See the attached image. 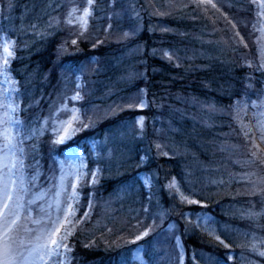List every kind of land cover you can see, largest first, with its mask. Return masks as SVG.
<instances>
[{
    "label": "trees",
    "instance_id": "1",
    "mask_svg": "<svg viewBox=\"0 0 264 264\" xmlns=\"http://www.w3.org/2000/svg\"><path fill=\"white\" fill-rule=\"evenodd\" d=\"M171 1L173 7L159 18L151 17L141 0H94L87 32L72 40L71 28L63 21L62 0H0V31L14 40L8 70L18 83L20 123L15 142L23 152L25 169L32 179L42 181L44 176L45 181L52 172L51 156L55 151L61 154L69 144L82 148L90 168L101 167L94 186L99 206L92 209L86 225L82 223L70 236L69 264L135 263L130 259L129 237L152 218L156 197L163 199L165 223L177 225L186 251L183 264H221L229 251H233L229 264H264L260 255L264 252V155L248 148L230 107L242 95L253 108L260 106L264 92V68L251 30L254 5L250 0H226L224 7L237 26H231L235 35L231 39L220 35L228 32L229 23L213 16L210 9L201 14L188 0ZM107 8L111 9L108 17ZM134 9L136 18L128 20ZM132 21L137 30L120 36L121 27L129 28ZM166 49L171 57L165 55ZM92 55L97 62L87 73L83 66ZM77 72L84 79V111L92 104L101 108L114 103L142 87L147 105L139 110L123 107L96 118L93 125L57 144L49 133V112L61 89L74 87ZM127 72L132 74L129 82L124 78ZM137 112L145 115L144 137L153 134L160 119L166 121L167 149L173 156L160 157L159 166L151 161L138 164L132 157L116 161L122 144L116 136L103 137L113 132L109 125ZM93 137L104 143L95 156L86 142ZM130 146L144 152L138 138L131 139ZM142 169L156 173L154 187L160 188L154 194L145 192L134 176ZM171 176L214 214L228 246L187 224L183 211L204 207L168 195L163 185ZM157 232L159 228L140 239L150 264L156 260L152 249ZM166 240L160 237L158 246ZM167 242L157 259L160 264H166L167 252L176 250ZM195 249L208 257L199 262L192 259Z\"/></svg>",
    "mask_w": 264,
    "mask_h": 264
},
{
    "label": "rangeland",
    "instance_id": "2",
    "mask_svg": "<svg viewBox=\"0 0 264 264\" xmlns=\"http://www.w3.org/2000/svg\"><path fill=\"white\" fill-rule=\"evenodd\" d=\"M141 1L143 5L146 4L144 8L151 14V17L153 15L158 17L157 15H159V18H161L162 13L168 11L167 8L173 7L174 4L171 0ZM250 1L255 8V19L252 23L253 29L251 30L255 32L257 51L264 68V0ZM188 2L195 6L198 13L202 14L210 9L213 16L223 19L225 23H229L228 32L224 33L223 30L220 35L223 36L224 34L228 38L235 39L233 31H231V26L232 24L234 27L237 26L233 22L234 19H231L232 14H229L224 7L227 4L226 0H188ZM62 3L63 21L68 28H71L69 34L73 40L75 35L87 32L93 13L94 0H92L91 4H89V0H62ZM141 7L143 9V6ZM85 9L90 12V15L86 18V25L80 20ZM109 9L107 8V17L111 14V9ZM118 14L123 17L122 11ZM136 15L137 11L135 9L132 10L128 20H134ZM151 21L154 25L155 20L151 18ZM158 22L161 23L159 25L163 28V22ZM130 23L132 24L127 29L121 27L120 36H127L132 34L135 29L137 30L135 21ZM108 26H110L109 21L106 23V27ZM6 44L13 53L10 57H7L3 50ZM13 46V38H9L6 33L0 31V176H4L10 183L14 181V184H11L13 199L9 202L8 211L11 213L8 217L9 222L18 216L17 224L10 233L12 254L16 257V264H69L72 257V246L69 241L70 236L82 223L86 225L85 222L88 221L92 209L97 205L99 206L94 186L100 177L101 167L97 165L90 168L86 153L82 148L77 144H69L62 149L61 154L55 151L51 156L52 172L45 181L44 176L41 177L42 181H38V179H32V176L29 175V172L24 167L23 152L15 142L20 117L18 115L19 102L15 98L18 83L8 70V66L14 56ZM164 53L170 57L172 56L171 51H168V49ZM6 59L7 63H5ZM96 62V56H90L83 66L85 71L90 73L95 68L92 65ZM131 77L132 74L127 72L124 76L125 81L129 82ZM72 82L74 83V87L67 91V86H64L56 99V103L49 112L48 118L52 122L49 133L53 142H56L64 135L68 121H73V133L63 143L70 140L80 128L84 129L93 125L96 118L107 117L108 115L106 114L117 113L123 107L139 110L145 108L147 105L146 90L142 87L138 90H132L129 94L120 98V100L114 101V103L101 108L98 104H92L84 111V107L81 106L84 87V79L81 73L77 72L73 76ZM259 97L260 106L253 108L246 95H242L236 97L230 107L232 117H234V120L239 126L248 148L254 153H262L264 155V139H262L264 137V92ZM156 120L159 121L158 118ZM162 120L160 119V122L157 123L153 134L147 137H144L143 132L145 115L141 112H137L126 121H116L117 123L115 125H109L108 128L113 132L110 134L109 132L105 133L103 137L107 139L116 136L118 142L122 144L120 153H118V157L115 160L123 163L129 157H132L133 160L138 161V164L151 161L159 166L157 160L160 157H172L173 155L167 149L169 141L168 132L164 126L166 121ZM5 130H7V140L4 136ZM133 138H138V142L139 140L142 142L144 152L140 148L131 149L130 144ZM86 142L89 144V148L93 154L92 156H95L99 152V148L104 145L103 141L97 137L90 138ZM5 144H8L7 148L4 147ZM149 153H152L154 158L150 157ZM5 165L7 166L5 167ZM153 172H147L142 169L134 173L138 183L149 194H154L160 188L159 185L154 187L157 176ZM163 189L168 191V195L175 194L184 204L202 205L204 208H188L183 211V217L187 220V224L189 226H196L200 231L205 232L225 246H228L221 237V231L216 222L217 218L211 211L205 208L203 201L198 200L191 191L186 190L181 185L176 176L167 178ZM146 196L148 197V195ZM156 199L157 209L152 215V218L146 221L147 225L141 230L139 229L137 234L133 233V236L129 237L130 259L134 260L136 264H150L144 256V243L140 242V239L145 236V233L148 234L150 231L159 228V232H157V236L153 242L152 254L156 259L153 264L161 263L157 259L159 258L160 252L164 253L167 249V240L171 241L176 250L167 252L166 264H183L186 251L178 235L177 225L174 221L165 223L166 209L163 208V199L159 197H156ZM2 204L3 200L0 198V208H2ZM69 205L72 206L75 212V215L71 218L72 225L69 227L71 234L67 235L66 239L61 241L60 248L54 249L53 253L49 254L48 248H54V246L48 244V240L46 239V226L50 218L55 219L57 216L63 218L64 211L67 210ZM85 213H87V216H85ZM223 231L225 232L224 229ZM0 232H2V228H0ZM137 237H140V239H137ZM160 237L167 240L160 244L159 247L158 241ZM118 240L122 242L120 237H118ZM45 244H48V248L40 247ZM65 245L70 250H66ZM196 253L199 254L198 257ZM232 256L233 251H229L228 259L222 262V264H229L228 262ZM207 257L208 255L204 254L201 249H195L191 253V258L198 262Z\"/></svg>",
    "mask_w": 264,
    "mask_h": 264
},
{
    "label": "snow or ice",
    "instance_id": "3",
    "mask_svg": "<svg viewBox=\"0 0 264 264\" xmlns=\"http://www.w3.org/2000/svg\"><path fill=\"white\" fill-rule=\"evenodd\" d=\"M91 3L92 0H89V4ZM89 15L90 12L85 9L83 16L80 17V20L83 21L85 25L87 23L86 18ZM73 43H75V41H73ZM3 50L7 57L13 55V53L9 50V46L7 44L4 46ZM5 63H7V59L5 60ZM72 123L73 121L67 122V127L64 130V135L56 141L57 143H63L64 140L68 139L72 135ZM4 136L7 140V130H5ZM262 139H264V137H262ZM4 147L7 148L8 144H5ZM6 166L7 165H5V167ZM9 171L11 170L9 169ZM11 184H14V181L10 183L4 176H0V198H2L3 200L2 208H0V228H2V232H0V264H16V257L12 254L10 233L13 227L17 224L18 216L16 219H12L10 222L8 219V217L11 215V213L8 211L9 202L13 199ZM74 215L75 212L72 209V206L69 205L67 210L64 211L63 218H61L60 216H57L55 219L50 218L48 225L46 226V239L48 240V244L54 246V248H48V244L41 245L40 247L48 248L49 254H52L54 249L60 248L61 241L66 239L67 235L71 234L69 227L72 225L71 218ZM85 216H87V213H85ZM137 239H140V237H137ZM64 247L66 248V250H70L67 249L66 245ZM260 255L264 256V252H261Z\"/></svg>",
    "mask_w": 264,
    "mask_h": 264
}]
</instances>
